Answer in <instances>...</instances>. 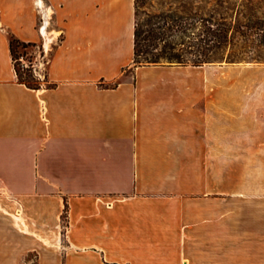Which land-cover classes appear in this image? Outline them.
<instances>
[{"label":"crops","instance_id":"obj_1","mask_svg":"<svg viewBox=\"0 0 264 264\" xmlns=\"http://www.w3.org/2000/svg\"><path fill=\"white\" fill-rule=\"evenodd\" d=\"M135 27L136 0H0V264H264V101L232 128ZM11 37L51 50L38 88Z\"/></svg>","mask_w":264,"mask_h":264},{"label":"trees","instance_id":"obj_2","mask_svg":"<svg viewBox=\"0 0 264 264\" xmlns=\"http://www.w3.org/2000/svg\"><path fill=\"white\" fill-rule=\"evenodd\" d=\"M249 1V0H247ZM137 6V0H136ZM250 13L217 19L191 17L175 12H161L139 23L136 8L135 57L136 65L159 64L166 59L171 64L202 67L205 64L228 59L264 62V15ZM37 47L11 37L10 48L20 82L38 88L22 79L17 68L18 49Z\"/></svg>","mask_w":264,"mask_h":264},{"label":"rangeland","instance_id":"obj_3","mask_svg":"<svg viewBox=\"0 0 264 264\" xmlns=\"http://www.w3.org/2000/svg\"><path fill=\"white\" fill-rule=\"evenodd\" d=\"M136 8L137 19L141 24L146 22L149 16L161 12H175L191 17L214 16L230 21L234 16L241 17L242 13H250V8H254L257 15H264V0H137ZM51 53V50L44 52L42 47L19 48L16 65L23 81L40 85L42 79L36 75L33 67L41 63V72L46 78ZM161 63L171 64L166 59L161 60ZM202 67L205 77L214 83V97L230 99L232 128L237 129L238 104L242 100L249 102L255 98L264 101V62L224 59Z\"/></svg>","mask_w":264,"mask_h":264},{"label":"built area","instance_id":"obj_4","mask_svg":"<svg viewBox=\"0 0 264 264\" xmlns=\"http://www.w3.org/2000/svg\"><path fill=\"white\" fill-rule=\"evenodd\" d=\"M44 24H45V21H43V24H42V26H41L40 31L43 30V28H44V26H45ZM40 49H41V48H40ZM43 50H44V52H45L46 49L43 47ZM22 60H23V59H22ZM33 68H34V70H35V72H36V75H38L36 65H35ZM38 77H40V76L38 75Z\"/></svg>","mask_w":264,"mask_h":264}]
</instances>
